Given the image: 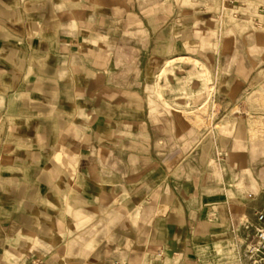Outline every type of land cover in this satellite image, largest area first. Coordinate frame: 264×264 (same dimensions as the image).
Segmentation results:
<instances>
[{"label": "crops", "instance_id": "1", "mask_svg": "<svg viewBox=\"0 0 264 264\" xmlns=\"http://www.w3.org/2000/svg\"><path fill=\"white\" fill-rule=\"evenodd\" d=\"M60 15L59 0H0V264H204L202 216L216 198L159 134L101 137L92 115L79 125ZM252 88L255 127L235 139L256 180L264 71ZM147 137L150 149L133 142Z\"/></svg>", "mask_w": 264, "mask_h": 264}, {"label": "rangeland", "instance_id": "2", "mask_svg": "<svg viewBox=\"0 0 264 264\" xmlns=\"http://www.w3.org/2000/svg\"><path fill=\"white\" fill-rule=\"evenodd\" d=\"M263 11V0H59L64 39L74 40L64 61L79 125L92 115L101 137L153 133L181 148L193 185L217 201L216 214L202 216L204 264H247L243 224L264 204V163L253 179L251 149L235 139L236 128L246 141L255 127ZM256 191L257 202L243 200Z\"/></svg>", "mask_w": 264, "mask_h": 264}, {"label": "built area", "instance_id": "3", "mask_svg": "<svg viewBox=\"0 0 264 264\" xmlns=\"http://www.w3.org/2000/svg\"><path fill=\"white\" fill-rule=\"evenodd\" d=\"M241 0H223L224 4L235 6ZM251 200H256L257 196L250 194ZM255 222H248L244 225L247 235V264H264V211H256ZM35 264H46L37 262Z\"/></svg>", "mask_w": 264, "mask_h": 264}]
</instances>
